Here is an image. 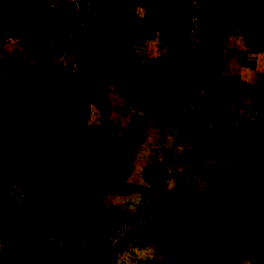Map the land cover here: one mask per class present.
Masks as SVG:
<instances>
[{
    "label": "rangeland",
    "instance_id": "374dc122",
    "mask_svg": "<svg viewBox=\"0 0 264 264\" xmlns=\"http://www.w3.org/2000/svg\"><path fill=\"white\" fill-rule=\"evenodd\" d=\"M110 1L74 0L65 34L46 21L0 25V112L14 107L19 80L39 56L102 77L108 87L81 113L78 105L71 129L84 137L95 128L91 141L84 138L106 161L107 170L100 162L85 177L90 229L67 241L48 234L27 180L33 148L0 146V264H174L160 253L164 237L153 233L165 219L164 200L204 204L218 187L257 193L261 202L258 217L235 209L231 245L215 264H264V47H257L256 21L234 22L220 3L178 0L179 9L140 0L124 41L112 27ZM227 1L259 11L264 24V0ZM214 75L221 93L209 91ZM119 155L148 157L152 167L150 190H139L127 210L119 205Z\"/></svg>",
    "mask_w": 264,
    "mask_h": 264
},
{
    "label": "trees",
    "instance_id": "16d2710c",
    "mask_svg": "<svg viewBox=\"0 0 264 264\" xmlns=\"http://www.w3.org/2000/svg\"><path fill=\"white\" fill-rule=\"evenodd\" d=\"M166 1L182 9L178 0ZM139 2L110 1L112 27L121 40L132 38ZM201 2L220 3L234 22L256 21L257 47H264L263 16L259 11L227 0ZM74 8V0H0V25L46 21L55 33L65 34L72 26ZM254 26L255 23L250 26L251 31ZM219 80L213 76L209 91L221 93ZM104 86V78L95 75L65 79L59 75V64L54 58L39 56L31 60L29 76L19 80L15 106L0 112V146L25 143L33 148L26 162L27 180L39 198L32 208L45 231L61 241L69 240L79 228L90 229L94 222L92 210L82 200L88 169L100 160L91 154L84 137L71 132V126L87 93ZM260 202L259 194L231 187L209 189L204 204L164 200L165 219L153 223L157 227L153 233L164 237L161 255L174 264H215L231 245L228 220L235 209L244 208L258 217L254 211Z\"/></svg>",
    "mask_w": 264,
    "mask_h": 264
},
{
    "label": "crops",
    "instance_id": "0c3cea01",
    "mask_svg": "<svg viewBox=\"0 0 264 264\" xmlns=\"http://www.w3.org/2000/svg\"><path fill=\"white\" fill-rule=\"evenodd\" d=\"M140 4L141 3L139 2L138 9H140ZM59 75L68 80H76L79 75H84V74L82 73L75 74V71L73 70V66H71V68L68 69V68H65V64L64 65L61 64L59 65ZM107 90H108V87L104 86L102 90L89 91L85 99L82 100L79 104L80 113L86 109V104H87L86 102H88V100L96 98V97L98 98L103 97L104 92H106ZM80 113H78L77 115H80ZM71 129H72V126H71ZM81 134L85 138H87L89 141H91L92 136H95L97 132L95 128H91V130L86 128L84 129V134L83 133ZM143 157L144 156L140 158L137 156H124V155L120 156L119 155V190H121L119 192V205H121L120 208L123 210H127L128 206L131 205V202L140 194L139 190H150L151 184L149 183L147 179H149V173H150L149 171L152 169V167H149L150 162L147 161V159L150 160V158L146 157L147 163H145L144 162L145 158ZM100 162H101V165L99 169L103 171V169L105 170L106 168L107 170V167H105L106 161L101 159ZM143 172H145L146 174H143ZM161 188H163V186H161ZM122 205H125V206H122ZM233 214H236V213H233ZM158 222H163V220L158 221ZM228 223H229V220H228Z\"/></svg>",
    "mask_w": 264,
    "mask_h": 264
}]
</instances>
